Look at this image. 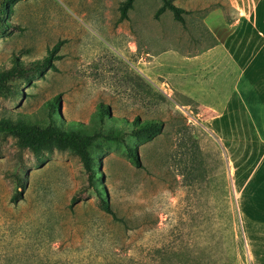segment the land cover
<instances>
[{
  "label": "rangeland",
  "instance_id": "1",
  "mask_svg": "<svg viewBox=\"0 0 264 264\" xmlns=\"http://www.w3.org/2000/svg\"><path fill=\"white\" fill-rule=\"evenodd\" d=\"M120 1L10 0L0 13V69L13 58L39 59L60 42L54 69L19 82L14 97L0 95V119L42 121L58 96L62 127L90 126L99 103L124 130L134 118L162 123L160 133L134 142L139 166L118 145L94 149L116 218L98 207L73 153L42 147L35 155L0 134V264H246L229 240L232 205L238 212L254 182L264 194L253 176L264 170V105L184 103L157 59L165 49L212 46L208 28L221 34L220 21L248 13L256 0H172L184 9L183 23L168 9L155 17L160 0H133L118 21ZM232 36L244 51L243 28ZM245 65L257 68L253 59ZM257 75L250 79L259 83ZM73 195L79 200L69 206Z\"/></svg>",
  "mask_w": 264,
  "mask_h": 264
},
{
  "label": "crops",
  "instance_id": "2",
  "mask_svg": "<svg viewBox=\"0 0 264 264\" xmlns=\"http://www.w3.org/2000/svg\"><path fill=\"white\" fill-rule=\"evenodd\" d=\"M219 23L221 26L218 28L223 32L227 28L235 30L227 36L221 31L218 32L221 34H217V30L209 27L215 42L198 52L187 54L176 49L161 51L157 59L159 74L184 103L192 102L216 109L229 105L263 106L264 0H256L248 13L239 11L238 16L229 24L223 21ZM242 28L243 33H246L247 43L244 51L240 52L239 45L233 44L232 34L240 32ZM252 59L257 66L254 71L245 65ZM232 63L236 66L234 77L231 73ZM254 73L260 76L259 83L258 80L255 82L256 80L250 79ZM166 90L171 91L168 88ZM253 176L254 181H264V170L254 172ZM258 184L254 182V190L243 194L237 212L246 264H264V194H260Z\"/></svg>",
  "mask_w": 264,
  "mask_h": 264
},
{
  "label": "trees",
  "instance_id": "3",
  "mask_svg": "<svg viewBox=\"0 0 264 264\" xmlns=\"http://www.w3.org/2000/svg\"><path fill=\"white\" fill-rule=\"evenodd\" d=\"M9 1L0 0V13L6 11ZM132 2L133 0H121L119 2L117 7L119 12L118 21L126 19V12L131 8ZM165 9L171 12L174 20L183 23L181 13L184 12V9L173 4L172 0H160V5L156 8L154 16L157 17ZM2 25L0 22V30H3ZM59 44L60 42L55 43L39 59L24 62L13 58L10 67L0 69V95L14 97L18 94L17 85L19 82L27 81L32 75H41L46 69H54L53 61L59 58V55L55 54ZM57 105L58 96H54L46 103L47 110L45 119L42 121L29 122L19 118L15 120L1 118L0 134H9L16 137L20 148H29L35 155L42 147L45 149L54 147L73 153L82 165L86 175L87 188L95 195L98 207L112 218H116L108 201L103 197V188L98 181L94 149L101 143L118 145L122 147L128 160L139 166V158L134 142L148 140L160 133L162 123L156 119L138 120L134 118L130 121L129 129L124 130L114 124V119L109 116L107 108L99 103L93 116V123L90 126L69 124L67 127H62L55 123ZM17 194L18 191L14 193L12 200L16 199ZM78 200L79 196L73 195L70 198L69 206H72ZM232 208L235 227L230 230L229 240L231 243H238L244 251V240L234 202Z\"/></svg>",
  "mask_w": 264,
  "mask_h": 264
}]
</instances>
